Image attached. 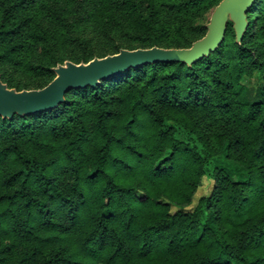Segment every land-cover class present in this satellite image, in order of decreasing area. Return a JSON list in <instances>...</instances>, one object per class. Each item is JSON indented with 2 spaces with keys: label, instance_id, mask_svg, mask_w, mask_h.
<instances>
[{
  "label": "trees",
  "instance_id": "16d2710c",
  "mask_svg": "<svg viewBox=\"0 0 264 264\" xmlns=\"http://www.w3.org/2000/svg\"><path fill=\"white\" fill-rule=\"evenodd\" d=\"M219 1L92 0L85 15L106 34L142 20V47H185L206 33L196 21ZM46 2L0 0L1 64L55 76L57 51L81 36L65 7ZM247 18L241 42L229 21L220 45L192 63H141L68 89L55 107L0 115V156L13 152L18 166L0 177L14 180L0 187L2 229L35 237L39 227L85 264H128L138 253L264 264V0H254ZM38 49L45 64L33 62ZM220 154L245 175L218 166ZM205 176L214 180L211 193L183 208Z\"/></svg>",
  "mask_w": 264,
  "mask_h": 264
},
{
  "label": "rangeland",
  "instance_id": "374dc122",
  "mask_svg": "<svg viewBox=\"0 0 264 264\" xmlns=\"http://www.w3.org/2000/svg\"><path fill=\"white\" fill-rule=\"evenodd\" d=\"M48 3L53 0H46ZM47 2L45 4H47ZM218 4V3H217ZM216 4V5H217ZM54 5L57 7H65V11L69 14L67 16L68 21L75 22L76 25H69L72 33H76L81 36L78 41H71L63 48L59 49L56 53L55 59L57 63H64L70 59L75 62H86L83 60V56L86 55L89 59L99 56H105L118 52L121 48H138L142 47L137 43L136 35H147V28L144 26L145 23L133 24L129 26V29L122 30V27H116L117 29L110 31V34L104 32L103 26L96 25V23L89 21L87 15H85L90 8H93L92 0H72L71 2H64V0H55ZM215 5V6H216ZM214 6V7H215ZM211 7L208 11L199 19L196 23L200 25H207L209 22L211 13L214 9ZM108 20V18H106ZM196 35L192 34L189 40H192ZM202 37V36H201ZM200 38V37H199ZM198 39V38H197ZM196 40V39H195ZM193 40V41H195ZM193 43V42H192ZM190 46V45H189ZM188 47V46H185ZM41 49H38L32 56L34 63H46V56L40 54ZM0 74L3 75L4 79H10V87L15 85H21L19 89L24 88H40L45 86L54 77H50L47 73L39 71L40 75H33L30 73H19L11 67H7L0 63ZM258 74L256 71L255 75ZM4 80V81H5ZM7 82V81H5ZM8 83V82H7ZM6 144H0V147H5ZM23 147L25 150L30 151L33 154L41 157L44 155L43 152L35 148L33 145L24 143ZM46 155V154H45ZM216 164L223 167L230 174L243 177L245 175L244 168L236 163L234 160L225 158L224 154H220L216 158ZM18 166L14 163V153L8 152L5 156H0V177L3 173H8L11 169H16ZM5 182V183H4ZM8 180L3 178L0 179V187H13V181L10 182V186L7 185ZM19 183H15V187H19ZM214 186V180L208 176L203 177L201 184L195 189L193 197L190 203L183 206L185 209L194 208L200 197L211 193ZM9 192H13L10 188ZM3 208V200H0V210ZM180 208L176 204H171V210L175 211ZM6 225L7 222L0 223ZM0 225V261L2 264H13L23 259V264H42L43 260L50 258L51 256H58L62 254L65 256V260L62 264H85L84 257L80 251L77 254L72 253V247L70 244L59 240L47 238V232L36 229L38 236H21V235H10L5 232ZM67 255V256H66ZM69 259H68V258ZM68 259V260H67ZM128 264H182V259L166 258L164 256L151 255V254H136L135 259Z\"/></svg>",
  "mask_w": 264,
  "mask_h": 264
},
{
  "label": "water",
  "instance_id": "95a60500",
  "mask_svg": "<svg viewBox=\"0 0 264 264\" xmlns=\"http://www.w3.org/2000/svg\"><path fill=\"white\" fill-rule=\"evenodd\" d=\"M254 0H220L214 7L206 33L188 47L121 48L118 52L96 56L86 62L66 60L53 67L54 78L40 88L10 87L0 75V115L12 117L46 110L64 101L73 87L95 85L101 79L145 62L183 60L192 63L215 50L223 41L227 24L233 23L236 40L241 42L248 26L247 11Z\"/></svg>",
  "mask_w": 264,
  "mask_h": 264
}]
</instances>
